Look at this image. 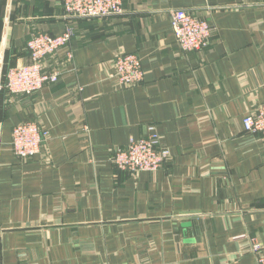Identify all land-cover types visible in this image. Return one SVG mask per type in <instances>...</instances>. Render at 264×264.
I'll use <instances>...</instances> for the list:
<instances>
[{
  "label": "crops",
  "instance_id": "crops-1",
  "mask_svg": "<svg viewBox=\"0 0 264 264\" xmlns=\"http://www.w3.org/2000/svg\"><path fill=\"white\" fill-rule=\"evenodd\" d=\"M63 3L0 0V264H259L264 135L243 118L264 103V0H123L121 15L74 23L44 62L57 82L11 93L28 39L65 30ZM175 8L211 20L206 48L179 47ZM120 52L141 57L140 84L113 77ZM24 121L50 134L30 158L12 148ZM151 125L169 160L118 169L114 150Z\"/></svg>",
  "mask_w": 264,
  "mask_h": 264
},
{
  "label": "built area",
  "instance_id": "built-area-1",
  "mask_svg": "<svg viewBox=\"0 0 264 264\" xmlns=\"http://www.w3.org/2000/svg\"><path fill=\"white\" fill-rule=\"evenodd\" d=\"M63 5L69 21L65 30L58 35L48 32L33 34L27 42L31 62L17 64L7 70L5 86L11 93L31 94L60 79V72L46 71L44 62L68 46L74 35L75 22L124 13L123 0H64ZM168 13L177 43L184 52L201 51L209 45L213 30L210 19L197 17L187 9H170ZM113 77L122 86L140 84L145 77L141 57L131 52L118 53L114 59ZM243 127L247 132L264 135V103L244 116ZM49 135V131L35 121L21 122L13 129L12 148L20 158L33 157L41 152ZM161 139L156 126L151 125L147 136L116 148L112 162L118 169L130 173L157 171L171 156ZM250 239L251 248L258 255V263L264 264L261 243L257 238Z\"/></svg>",
  "mask_w": 264,
  "mask_h": 264
}]
</instances>
